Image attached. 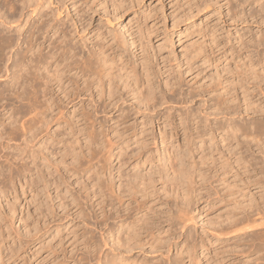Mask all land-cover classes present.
Instances as JSON below:
<instances>
[{
    "label": "rangeland",
    "instance_id": "374dc122",
    "mask_svg": "<svg viewBox=\"0 0 264 264\" xmlns=\"http://www.w3.org/2000/svg\"><path fill=\"white\" fill-rule=\"evenodd\" d=\"M17 1L14 0L15 7H16L15 12L13 13L14 18L12 14L10 13L12 12V10L7 11V9H5V6L3 7V5H0L1 15L4 14L3 16H6V17L9 16L8 18H13V19L16 18L15 20L18 22V23H15L16 21L13 22L16 25L12 24L11 27L9 28V31L8 29H6L7 27L6 25L0 24V29L3 31L5 30L4 33L7 31L8 33L13 34V38H14L13 48H11L10 50L6 49L5 52H7V54L5 52L4 54H6L7 56H10L11 53H14V51L16 53L18 49L20 50L21 48L22 50L24 48L23 46H25V43L22 42L23 38H25V36L28 35L27 33H29L33 25L35 24L37 25L38 22L40 23V19H41L40 15L45 14L43 18H45L46 22L43 25L44 29L42 27V30H41L42 33L44 30V34L42 33L41 35L39 34V40H40L39 42L43 43L44 44L43 46L47 45L48 43L47 40L51 41L53 39L52 34L54 30L57 29L58 34H61V36H64L63 43H67L68 45L74 47L76 52L82 57L83 55L86 56L88 51L93 47V44H98L101 40L106 39V38L109 40V42H112L113 46L116 48L118 52L122 53L123 58L127 61L129 65L133 64L132 60L135 61L138 59L137 61L140 62L139 59L142 58L143 54H144L143 57L149 56L150 58L148 57V62L151 61L149 64H151L150 69L153 75L152 79L154 80L155 84L157 83L156 84V86L158 85L157 90L160 91V93H158L157 91V95H156L157 100L159 102L161 100V102L163 103H159V102L156 103V105L153 107L152 110L149 109L150 111L148 109L144 110L143 108H139L137 104L134 103L132 98H130L129 96L128 98L127 96L124 95L117 102L116 106L112 108L110 113L107 114L106 112L99 111V113L96 116V118H98L97 121H100L102 125L104 126V128L107 129L110 125H113L115 123V119H116L115 116L118 114V112H120L125 117L124 119L125 123L123 124V126L125 125L127 127L126 129L127 133L130 134L132 130L133 131L136 130L137 132L136 139L131 138L127 143L122 144V146L128 145L130 149L127 147L128 148L127 152L131 151L130 152L131 154L138 153L139 152L138 147L142 149L144 147L147 148L148 146L147 149H149V151L152 150L153 152H155L154 153L155 157L156 155L158 157V158L156 157L157 161H156V158L154 159L155 165H157L154 167L152 165L142 164L141 160L137 161L138 166L135 165L136 164L135 162H133L135 164H132V162L129 161L128 164H125V165L122 164V167H121V164L118 161L119 160L118 158H121L118 153L119 148H116L114 150L115 153L118 151L117 152L118 154L116 153V156H119V157H115L116 159L115 158L112 159V163L110 164V160L108 158V152H109L108 151L109 149L108 139L109 140L111 139L109 138L110 135L108 134H105L106 136L108 135L107 136L108 138H106L104 134L100 136L101 138L103 137L102 140L105 139V141L104 140L102 141L100 137L98 138V142L95 144L96 145L98 143H101V144H98L96 146L97 148L94 146L95 144L93 145L94 149L96 148L95 150H98V147L99 149H101V151L100 150L98 151L99 153L97 151L93 153L97 157H93L94 155L92 156L91 153L89 154L90 151L87 154V151H88L87 147H90V146L89 145L86 146V143L89 144L88 143L89 138H88V134L86 133L88 131H85V130L86 129L90 130L91 126H93V104H92L93 102L91 101L93 99L89 98V96L84 95L83 97L81 95L77 99H74V101L69 102V103H67L68 100L66 102L62 100L64 102L56 103L59 106L58 108H57V105L54 106V109H53L54 113H52L53 111H49V110L45 112L42 116L43 117L45 116V119L47 122H45L44 121L45 119H44L43 121H41L42 124L38 123V125L37 124L34 125L36 128H38L36 132H39V135L41 138L38 135L36 141L33 140V144H34V148L36 145L35 149L37 150L41 151L42 149H46V151L42 150V153H44L43 155L46 154L47 156L45 155L44 160L42 158L38 159V167L41 168L44 173L45 172L47 173V176L49 179L45 178L46 177V173H45L44 180L46 181H43V179H41L42 180L41 181L37 177V173L35 174V171H36L35 169V171L32 170L33 172L31 175H33V177H30L31 175H28L29 177H27V179H29L28 181L31 180L30 181L31 183L33 181H36V182L38 181L37 183L39 184L30 183L31 185H29V182H28V184L21 185L18 179L15 180V179H10L8 177L10 173L9 171L7 172L6 169H8L7 167L11 166V165H8L10 161L8 163L4 161L0 162L4 166L3 169L5 173L6 172L7 174L9 173L7 175L3 173L4 171H2V173L4 174L3 175L4 178L1 177L3 179H0L1 181L3 180V182L6 180L4 182V185L5 187H7L5 188L3 185V182L2 183L0 182L1 183L0 186L1 187L3 186V190L5 189L3 192H0V264H97V262L95 261L97 260L98 256L101 257L102 252L103 251L105 252V249L108 248L107 247L108 245L106 246L104 242L106 238V236H104V233L106 234L107 232L106 227L108 225L106 224L110 223V221L105 220L106 217L104 214H102L103 211L101 212V209H99L100 206L99 205L96 206L98 202L102 201L103 205L105 203L106 193L104 192L105 193L104 194L103 193L104 190L102 188L101 190L100 187L103 186V188L106 191L107 190L106 184L108 185L111 178H113L115 188H116V186H118L122 180L120 179L122 177H119L120 171L122 174H124L123 172H126L125 174L127 175L128 173L129 175L130 174L133 175L135 174L134 172H136L138 174H135V175L137 176L139 175L145 178L149 176V175L147 176L148 173L146 174L145 170L147 171L149 170L148 172H150L151 174L155 173L153 176L157 177V173H156L157 171H154V169L159 170L161 168H164L163 166L166 165L168 169L167 170L168 174L172 175L174 173V166L176 170V164L177 163L179 164L178 157L184 152V150H187L189 147L191 149V154H192V158L194 159V162L196 160V165L194 163L192 165L194 167V168L192 167L194 169V172L196 171L193 174V177L197 176L198 175L197 173L201 175L200 172L204 171L202 172V174H204L206 171L209 170V172L207 173L208 178L206 177L207 176L206 174H205L206 176L198 175L199 177L198 176L195 177L196 178L195 181L199 178L196 181L197 183L196 194H200V193L204 194L205 192L210 193L211 192L210 187H211V190H214L215 188H217L215 190L217 191L219 190L220 186L218 185L219 183L218 179H219V171H220L219 170L220 160L218 157L219 153H217V151L220 145V139H219L220 134L216 128L219 123V120L221 119V116L218 114L217 101L219 103V100L221 99L220 94L225 89H228L230 94L233 95V90H234V85H235V70H236L235 64H237L236 61H238L237 58H238L239 53L241 52V49L242 48L250 49L249 45H250L251 39L255 37L256 35H260L262 33L264 34V20H263L264 18L259 20L258 17H253L254 11L258 9L259 4L264 5L263 0H229L227 1L228 3L225 0H99V1L98 0H84L86 2V5L84 4L83 0L82 1L81 0H72V1L64 0V3H63V0H44V2L43 0H41V2L39 0L38 3L35 0L34 3H37L35 5H37L38 7L36 6L37 7L35 9L36 11L34 12L31 11V14H30V10L33 7H35L33 5L34 4L33 0L28 2V4H30V2L33 3L32 7L30 4V6H26L25 9L24 7L20 8L22 2L19 0ZM118 2L119 3L121 2L120 8H118L117 6ZM73 3H75L76 6L75 5L72 6ZM99 3L101 5H98ZM0 4H2L1 0H0ZM39 4L41 5V8L39 7L40 6ZM62 4H65L66 6ZM115 8L117 9L116 15L113 14V9L115 10ZM240 12H241V15H244V16H241V15L240 17L237 16ZM28 15L29 16L31 15V16L29 17ZM17 18L18 19L20 18V19L17 20ZM0 22H1V19H0ZM19 24H21V26ZM1 26L3 27L1 28ZM17 27L18 29L20 28V30H18L19 33L17 32V29H16ZM13 28H15L16 31ZM149 28L151 29L152 32L150 31ZM128 34H131V36L134 35L133 37L135 40L138 38L136 40L137 41L136 43L141 41L140 43L144 45L147 44L146 49H145L147 51L144 50L142 54L138 46L137 48L134 46H130L128 39H130L131 36H129ZM139 34H140V39H139ZM16 36L18 37L16 38ZM18 38H19L18 41L20 42L22 47L18 46L20 45L19 42L17 41ZM124 39L126 40V42ZM147 40H149L150 42ZM15 47L18 49H16ZM132 51H134V55H136V57L134 56L135 59L132 57L133 56V54L131 53ZM138 54L140 56H138ZM7 56L5 57L7 58ZM9 60L10 61L8 60L6 61L3 59L4 62L1 61L3 62L2 63L3 65L0 62L1 64L0 70L1 69L3 70V71L1 70L0 72H2L1 75H4L2 77L0 75V86H1L0 88H3V85L4 86L7 85L6 81L8 80L9 76H7L8 72L3 73L5 71L3 68H5L7 64L9 66L11 59ZM5 61L8 63H5ZM166 77L168 78V82L172 84L171 87H167V88L164 87L163 82ZM161 92H164L162 93L163 95L161 94ZM160 95H162L161 99H160ZM80 99H82L83 101L82 103L79 101ZM89 101H91L92 103ZM73 107L74 108L76 107L75 108L76 111L77 110L82 111V110H85V108H88L87 110H89L92 113L91 115L89 114L91 116L90 119L89 118L85 120L82 119L81 121L76 120L75 117L72 116V113H69L70 111L72 112ZM121 108L123 110H120ZM4 112L5 111L0 108V114ZM50 112L52 114H50ZM58 112H59L58 115H59L60 121L57 118L58 115H56ZM49 114L51 116V119H49L50 118V116H48ZM54 115L57 116L55 117L58 119L59 123L56 118H55L56 120L53 119ZM69 115L71 119L68 117ZM179 115H184V117L187 118L184 123V126L185 128H187L186 129L187 131L193 129L194 127H198V130H199L198 131L199 134H196L197 136L195 135V133L193 134L194 136L191 134L192 138L188 134V136L192 139L191 140L192 143H189L192 146L189 145L187 148L186 146L188 145L187 144L188 140L185 137V135H182L183 131H182V125L180 126ZM6 116L9 117V112L7 115L5 114V116L0 117V119H2L0 120V122L3 121L4 122L3 124H5L6 126L7 125L12 126V124L8 123L9 120H6V119H11V118H8ZM28 116L29 117L33 116L34 118L36 117L34 115H28ZM64 117L68 118L69 120L68 119L63 120ZM87 120H89L88 123L91 122L92 125L91 123H89L90 125L87 124ZM149 120L151 121L150 123H148ZM68 121L70 124L68 123ZM71 122L72 123L74 122V123L72 124ZM43 123L46 124L47 126L45 127ZM143 123L145 126H143ZM158 124L160 128L165 125V130L168 133L171 131L169 134L175 133V134H172V138L170 137L169 139H167L168 146L165 144L161 145L160 143V138L158 137V134H157ZM39 125H41V127ZM69 125L70 126L74 125L73 127L75 128V130L73 127L71 128ZM42 126L44 129L46 128L47 132H45L44 129H43L44 132L41 131L42 129L40 128H42ZM140 126L142 127V131L146 129V133L145 134L143 133L144 135L140 134L141 132ZM2 127L3 126H1L0 129ZM68 127L71 128V133ZM76 127H78L80 130ZM81 127L83 129L84 128L86 129L81 130ZM176 129H177V136H176ZM79 131H81V133ZM76 132H78L77 135H76ZM150 132H152L153 135L157 136L156 145H157V148L159 147V151L157 150V153H156L154 144H152V142L150 141V138L152 135ZM45 133H47V135ZM210 134H214V135L212 136ZM218 134H219V137H218ZM43 135H45L46 137L45 136L43 137ZM207 136L209 137L210 140L208 139ZM184 137L186 138L187 142L185 141ZM211 137L212 138L215 137L214 141ZM65 138L67 140H64ZM139 138H141L140 139L141 141L140 140L137 141V139ZM74 139L76 141L79 139V141L77 142L75 141L76 142L75 143ZM1 140L2 142L4 141V139H1ZM69 140H71L72 142ZM68 141L70 142L71 146L69 145ZM142 141H145L144 143L146 144L148 142L149 145L147 144V146L145 145L140 146L139 142H141V145L144 144ZM177 141L179 143L178 145L181 144L183 146H178L176 143ZM66 142H68V145H66L67 144ZM102 142H105V143H102ZM193 142L195 145L193 144ZM199 144L201 145L203 149L202 148L199 149V146H200ZM203 144H206V145H203ZM37 145L39 146L41 145L40 146L41 148H39V146ZM42 145H43V148H42ZM171 145L173 146L171 147ZM208 145H209V148H208ZM193 146L195 147L193 148ZM132 147H135L134 150L136 151L134 153H132L133 152ZM66 149L67 151H65ZM160 149L161 151L162 150L163 151L161 152ZM195 149L196 150L199 149V150L196 151ZM6 150L9 152L12 151L10 149H6ZM68 150L70 153H68ZM204 150H205V153H204ZM64 151L67 153L65 154L66 156L64 155L65 153ZM210 151H212L211 152L212 154L210 153ZM3 152H0V157H3L1 155H4V154L6 155V153H9V152H6L5 150H3ZM179 152L180 154H178ZM13 153L16 155L17 151L13 150ZM75 153L81 156L79 155L75 156ZM165 153H167V155ZM201 153L202 154L204 153V155L202 156ZM62 154L64 155L63 158H62ZM210 154L216 159L213 157L212 158L214 160L210 159L211 157ZM84 155H85L84 158L86 159V162L89 161V159L92 160V162L89 161L86 163L84 161L85 159L83 158ZM90 155L94 159H91L92 157ZM170 155L171 156L173 155V156L171 157ZM207 155H210V157ZM72 156H74V158ZM164 156L165 157L167 156L166 157L167 159L164 158ZM205 156L207 157L208 161L207 159L206 160L203 159L205 158ZM87 157H89V159ZM176 157L177 159H174ZM46 158L49 159L50 163L48 159L46 160ZM80 158L83 161H81ZM96 158L100 160V161L97 160L98 163L95 160ZM142 158H144V156ZM196 158L198 159L199 162L197 161ZM3 159L4 158H1L0 161H2ZM74 159L76 160L74 161ZM172 159H173V164H174L172 168L173 170L170 167L168 168V165H170L169 162H171ZM61 160H65L66 162L65 161L62 162ZM200 160L202 161L204 160L203 162L207 166H205L203 162ZM45 161H47L48 163H46ZM212 161L215 163V165ZM51 162L55 168L56 167L58 168L55 169L51 165ZM82 162L86 164H83ZM90 162L91 164H88ZM93 162L97 163L95 164L97 167L95 165L94 166L96 167V169L99 168L98 170L100 172L97 170L99 174L97 172L96 173L91 172L93 171L92 169H95V167L93 168L92 166ZM99 162L101 163L102 165L101 169L103 168V170L100 169ZM164 162L166 164H163ZM81 163H82V166H80ZM161 163H162V167H160ZM210 163H213V166L210 167V165H212ZM85 165L87 167H83ZM107 165H109L111 168L110 167L108 168ZM197 165L198 166L200 165L199 168ZM12 166L14 165L12 164ZM75 166L79 167V168L77 167L76 169L78 171H75L74 169H72ZM89 166H92V169L90 171L88 170L89 171V174H88V171L86 173L84 169L88 168ZM158 166L160 167L159 169H158ZM43 167L46 168L47 170L44 169ZM116 167L119 169V171H117L118 169L116 170ZM177 167L179 166L177 165ZM80 169L82 170L80 171ZM55 171H57V173ZM95 171L96 170H94V172ZM116 171L119 173H117ZM215 171L216 173H214ZM77 172L78 173L81 172V173L78 174ZM141 173H143L144 175ZM209 173L214 174V176L211 178V175ZM96 174L100 175L99 178L97 177L98 175L96 176ZM117 174H118V177H116ZM5 175L7 176L8 179H5L6 178ZM108 175L109 176L112 175V176L108 177ZM10 177H11V174H10ZM203 177H205L206 179H204ZM53 178H55L57 182ZM124 178L128 179L126 176H124ZM200 178H201V181H200ZM23 179L24 178H21V182H24ZM203 179H204V182H203ZM95 181L100 183L99 184L100 187L98 186V184H96ZM118 181L119 183L117 185L116 182ZM13 182L14 183L17 182L18 184L16 183L14 185L12 184ZM47 182H49L50 185ZM211 182H212V186L210 185ZM101 183L103 185H101ZM44 184H47L48 186L46 185L47 186L46 187ZM8 185L9 187L11 185V187L9 188ZM54 185H56L57 187H55ZM43 187H44V190L42 191ZM23 188L24 190H22ZM39 189L41 190L39 191ZM46 189L48 192L46 191ZM202 190H204L205 192ZM99 192H102V193L100 194ZM91 193H93L94 197H92L93 195ZM95 193L97 194V196ZM98 193L102 196H100ZM211 193H213V191ZM164 197L166 199V196H163L162 194L161 198L157 200L158 202L154 201L156 208L158 207L166 208V206H169L171 203H172L171 205H173L176 208L175 204L176 202L178 204V201L171 199V198L170 199L167 198L168 200L166 199L167 200L166 201ZM84 198H87V199H84ZM217 201L216 200L214 201V205H213L214 207L208 211L209 213L207 215V217L211 215L212 217L211 220H214V221L217 220V216L220 214V211H221L219 210V208L221 209V205L219 201H218L219 204H217ZM201 202L202 201H199V205H198L199 208L203 205V203ZM90 203L92 206L90 205ZM173 206H171V210H170L171 212L172 210L173 212L175 211V208H173ZM50 208H51V211L49 210ZM216 210H218L219 214L217 213ZM83 214L85 217L83 216ZM194 214L198 215L197 211L194 212ZM95 217L99 219H95ZM97 221H99L100 223ZM196 221L197 222H196L195 228H196V231L198 230L197 232L199 233L202 230V228L203 229L205 228V221H203L202 219L200 220V218H196ZM104 222L106 223L104 224ZM185 222L186 224L185 223L184 224L186 226L183 227L184 229L183 228L181 229V226H180L181 224L179 225L180 227L178 228L177 227L178 224L176 223L177 226L175 225V227L177 228H173L171 231L168 232L170 237L172 236L176 237L175 239L177 243L176 247H178V251H183V252L186 251V247H185L186 244L184 243L185 239H183L185 238L184 237L185 235H181V233H185L190 228L188 227L187 229V225L189 226L190 224L187 223V221ZM163 226H164L163 227L164 230H166L167 224H163ZM102 237L104 239H102ZM85 239H87L88 241L90 240V241L87 242V240ZM83 241H85L86 243ZM181 243L183 246L181 245ZM98 244L100 245V248ZM103 245L105 246L103 247ZM85 246L88 248H86ZM212 246L215 247L216 245H212ZM101 247L103 249H101ZM222 247L223 246L221 244L217 245L216 247L218 249L216 251L218 252L220 251L219 254H221V251L224 249ZM83 248L85 249V251ZM94 248H96L97 250L99 248L100 250L97 251ZM175 251H176L175 249L170 250L169 255L173 257L175 254ZM90 253H92L91 254L92 256L94 255L93 258L90 255ZM186 255H187L186 253H183L182 255L184 256L185 264L187 262ZM212 255H214V252L212 253ZM133 256L136 257L138 261L139 259L140 260L150 259L152 257L151 254L147 252H138V251L136 252V255L134 253ZM182 256L178 255L176 256V258H179ZM216 257L217 256L212 258V260L213 259L216 260L217 259ZM238 257L241 259L240 262H242L243 260H246L244 259L243 256H241V254L238 255ZM205 264H210V263L207 262Z\"/></svg>",
    "mask_w": 264,
    "mask_h": 264
},
{
    "label": "bare ground",
    "instance_id": "6f19581e",
    "mask_svg": "<svg viewBox=\"0 0 264 264\" xmlns=\"http://www.w3.org/2000/svg\"><path fill=\"white\" fill-rule=\"evenodd\" d=\"M1 1H2V4H0V5H3V7L5 6V9H7V11L12 10V12H10V13L13 16V13L15 12V9H16L14 0H1ZM19 1L22 2L20 8L24 7V9H25V7L30 6V4L32 7V4L34 3L35 0H33V3L30 2V4H28V2L31 0H19ZM36 1H37V3L39 2V0H36ZM225 1L227 2L229 0H225ZM40 2H41V0H40ZM43 2H44V0H43ZM37 3L33 4L35 7H33L30 10V14H31V11L32 12L36 11L35 9L38 6L35 4H37ZM63 3H64V0H63ZM120 3L119 2H118V4L116 3L118 8L121 7ZM84 4L86 5L85 1H84ZM62 5H65V4H62ZM74 5H75V3L72 4V6H74ZM98 5H101V4L99 3ZM39 7L41 8V5ZM115 10H116V12H115ZM115 10L113 9L114 15H116V13H117L116 8H115ZM21 11H22V9H21ZM3 15L4 14H2V15L0 14V19H1L0 24L6 25L7 26L6 29H8V31H9V28L11 27V25L12 24L14 25L15 23H18V22L15 20L16 18L13 19L14 16H13V18H8L9 16L6 17ZM240 15H241V12L237 16L240 17ZM44 16H45V14L40 15V18H41V19L39 18L40 23L37 21L39 24L37 23V25L36 24L33 25L32 29L30 31L28 30L29 31V33H27L28 35L25 36V38H23V41H22L25 43V46H23L24 48L22 50L20 48V50H19L18 48L15 47L16 49H18V51L16 53L14 51L15 54L11 53L10 56L6 55L7 52H5V50L6 49L10 50L11 48H13V45H14L13 34L8 33L7 31L4 33L5 30L3 31L0 29V62L3 61V59L6 61L7 60L10 61L9 59H11L9 66L7 64V66H5V68H3L5 70L3 73L8 72L7 76H9V78L7 77L8 80L6 81L7 85L6 86L3 85V88H0V108L5 111L4 113L0 114V117L5 116V114L7 115L9 112V117L8 116H6V117L11 118V119H6V120H9L8 123L12 124V126L7 125L8 126L7 127L5 124H3L4 123L3 121L0 122V127L3 126L0 129V140L4 139V141H5V142L4 141L2 142V140H1L2 143L0 142V150H1L0 152H3V150H5L6 152H9L6 149L12 150L9 153L5 152L6 155L4 154V155H1L3 157H0V159L4 158L0 162L4 161V162L8 163L10 161V163L8 165H11V166H12V164L14 165V166H12V168H11V166L7 167L9 169V170L6 169L7 172L9 171V173L11 174V177H10V174L8 173L9 174L8 177L10 179H15V180L18 179V181L21 185L28 184V182H29V185H31V184L37 183L38 181L37 182L33 181L31 183L30 182L31 180L28 181L29 179H27V177H29L28 175L32 174V172H33L32 170L35 171V169H36L35 174L37 173V177L40 180L43 179V181H46L44 179L48 178L47 173L45 172L46 177L44 178L45 173L42 171L41 168L38 167V159L39 158H42L43 160L45 159L46 154L43 155L44 153H42V150L46 151V149H42L41 151L37 150V149H35L36 145L34 148L33 140L36 141V139L39 135V132H36L38 130V128H36L34 125L35 124L38 125V123L40 124L41 121H43L45 119V116L44 117L42 116L45 112H47L48 110L53 111L55 105H57V108H58L59 106L56 103H59V102L62 103L64 101L66 102L67 100H68L67 103H69V102L74 101V99H77L81 95L83 97H84V95L89 96V98L93 99V100H91L93 103L91 101H89L93 104V126H91L90 130H87L86 128L83 129L81 127V130L86 129L85 131H88L86 133L88 134V138H89L88 143L89 144L86 143V146L89 145L90 147H87L88 148L87 154L90 151L89 154L91 153V155L93 156L94 152H96V151L98 152L99 150L101 151V149H99V147H98V150H95L97 148L96 146L98 144H101V143H98L97 145L95 143L98 142V138L101 135L104 134V136L106 138H108L107 136L110 135L109 138L111 140L108 139V141H109V143H108V146H109L108 158L110 160V164L112 163V159L120 156L121 158H118L119 159L118 161L120 162L121 167H122V164H124V165L128 164L129 161L132 162V164L136 163L135 165L138 166L137 161H140V160L142 161V164L152 165L153 167L157 166V165H155V162H154L155 161L154 159L157 157V155L155 157V154H154L155 152H153L152 150L149 151V149H147L148 148V146H147L148 142H147V144L144 143L146 140L142 141L144 143L142 145H141V142H139V143H140V146L145 145V146H147V148L144 147V148L140 149L138 147L139 152L137 151L138 153H135V154H131L130 150H129L130 152H127L128 148H129L128 145L122 146V144L127 143L131 138L136 139L137 138V134H136L137 132H136V130H134V131L132 130V132L130 134L127 133V130H126L127 127L125 125L123 126V124L125 123V120H124L125 117L120 112H118V114L115 116V118H116L115 123L113 125H110L107 129L104 128L102 123L100 121H97L98 118H96L99 111L106 112L107 114L110 113L112 108H114L116 106L117 102L124 95L132 98L134 103H136L139 108H143L144 110H147V109L152 110L153 107L156 105V103L159 102L157 100V96H156L157 91H158L157 90L158 85L156 86L157 83L155 84L154 80L152 79L153 75H152V72L150 69L151 64H149L151 61L149 60L150 62H148L149 56L143 57L144 56L143 51L146 49L147 44L144 45V44L140 43L141 41L136 43L137 42L136 40L138 38L136 37L137 39L135 40L133 37L134 35L131 36V34H128L129 36H131V38L128 39L129 45L134 46L136 48L138 46V48L141 50V52L143 54V55L141 54L142 58L139 59L140 62L137 61L138 59L135 61L132 60L133 64H131V65H129L127 63V61L123 58L122 53L118 52L116 50V48L113 46L112 42H109V40L107 38L101 40L98 44H93V47L88 51L86 56L83 55V57H82L76 52L74 47L68 45L67 43H63L64 42V40H63L64 36H61V34H58L57 29L54 30V32L52 34L53 37L50 36L53 39L51 41L47 40L48 43L46 46H43L44 44L39 42L40 41L39 40V34L41 35L42 27H43L44 23L46 22L45 18H43ZM241 16H244V15H241ZM253 17H258L259 20L264 18V5L259 4L258 9H256L254 11ZM19 19L17 18V20H19ZM13 22H15V23H13ZM25 24H26V22H25ZM19 25L21 26V24H19ZM2 27L3 26H1V28ZM13 29L15 31L17 29V32L19 33L18 30H20V28L18 29V27H17L16 29L15 28H13ZM43 29H44V27H43ZM139 30H138V32H139ZM150 31H151V29H150ZM42 34H44V30H43ZM17 37L18 36H16V38ZM49 39H51V38H49ZM139 39H140V34H139ZM18 40H19V38L17 39V41ZM147 41H149V40H147ZM125 42H126V40H125ZM19 44H20V42H19ZM18 46H21V44ZM249 47H250V49H248V48L243 49L242 48L241 52L239 51L240 53H239L238 58H237L238 61H236L237 64H235L236 70H235V85H234L233 95L230 94L228 89H225L220 94L221 99L219 100V103L217 101L218 114L221 116V119L219 120V123H218L217 128H216L220 134V137L218 134V137L220 139V145H219V149L217 151V153H219L218 157L220 160L219 179L217 178L219 180V183H218V185L220 186L219 190L218 191L215 190V189H217L215 187H214L215 188L214 190H211V187H210V191L211 192L213 191V193L210 192L211 193L210 194L209 192H205L204 190H202L205 192V193L202 192L204 194H201V193L196 194V190H197L196 181L199 178L195 181V179H196L195 177H197L198 175L203 176L206 174L207 176L206 175L205 176L208 178L207 173L209 172V170L206 171L204 169L206 171L204 174H202V172H204V171H202V172H200L201 175L199 173H197L198 175L193 177V174L196 171L194 172V169H193L194 167L192 165H193V163L196 165V160L194 162V159L192 158L190 147L187 150H184L183 153L181 152L182 154L179 157L177 156L179 158L178 159L179 164L178 163L176 164V170H175V166L173 164V159L171 160V162L168 161L170 159L167 160L170 163V165H168V168L170 167L172 169L174 166V173L172 175L170 174L171 176L168 174V171H167L168 169H167L166 165L163 166L164 168L159 169L160 167H162V163H161L160 167L158 166L159 170L154 169V171H157L156 172L157 177L153 176L155 173L151 174L150 172H148L149 170L148 171L145 170V173L146 174L148 173L147 176L149 175L148 177H145V178H143L139 175L138 176L135 175V174H138L136 172H134L135 174H133V175L132 174L129 175V173H128V175H129L128 176L127 174H125L126 172L122 171L124 174H122L121 171H120V173L117 172V171H119V169L116 167V170L118 169L116 172L120 174L119 177H122V178H120V179H122L120 183H119L120 180L118 182H116L117 185L119 183V185L116 186V188H115L113 178H111L108 185L106 184V186H107L106 191L107 192L105 191L103 186H101V187L99 186L100 183L95 181L96 184H98V186L100 187V189L102 188L104 190L103 193L104 192L106 193V194L104 193L105 194V203L103 202L104 205L102 204V201H101V202H98L96 206L99 205L100 206L99 209H101V212L102 211L104 212V213L102 212V214L105 215V217H106L105 220L110 221L109 224H106V225H108L106 227L107 232H106V234L104 233V236H106V238H105V241L103 240L105 242L106 246L108 245L107 246L108 248L105 249V252L104 251L102 252L101 257L98 256L97 260L94 258L96 260L95 262H97V264H185L184 256H182L183 253L187 254L186 255V257H187L186 264H200V263L205 264L207 262H209L210 264H213V262H214V264H264V34L262 33L260 35H256L255 37H253L251 39ZM145 51H147V50H145ZM4 52L6 54H4ZM131 53L133 54V56H132L133 58H134V56L136 57V55H134V51H132ZM5 56H7V58ZM138 56H140V55L138 54ZM190 58H191V56H190ZM187 59H189V58H187ZM6 61H5V63H8ZM3 62H1V64ZM1 73L2 72H0V75H1ZM2 76H4V75H1V77ZM163 83H164L165 88L172 86V84L168 82L167 77L165 78ZM158 93H160V91H158ZM162 93H164V92H161V94ZM162 95H160V99H161ZM62 100H64V101H62ZM79 101L81 103L83 102L82 99H80ZM159 103H163V102H161V100H160ZM75 108L73 107V110L71 109L72 112L70 111L69 113H72V116L75 117L76 120L81 121L82 119L83 120H85L87 118L90 119V117H91L90 115L92 113L89 110H87L88 108H85V110H82V111H78V110L76 111ZM91 109H92V107H91ZM120 110H123V109L121 108ZM52 113H54V111ZM52 113L50 112V114H52ZM50 114L48 116H50ZM58 114H59V112L56 115H58ZM28 115H34L36 117L35 118L33 116L29 117ZM56 115H54L53 116L54 118L53 117L52 118L54 120H56L58 118L60 121L59 115H58V117ZM70 115L68 117L71 119ZM65 118L66 117H64L63 120L68 119V118H66V119ZM49 119H51V116ZM58 119H57V121H58ZM179 119H180L179 120L180 126L182 125V131H183L182 135H185V137L188 140V142H187L186 138L184 137L185 141L188 144V145L186 144L187 145L186 148H187L190 145L189 143H192L191 134L192 135L194 133H195V135L199 134V132H198L199 130H198V127H194L193 129L187 131L186 130L187 128H185V126H184V123H185L187 118L184 117V115H179ZM0 120H2V119H0ZM44 121L47 122L46 119ZM59 121H58V123H59ZM88 121L89 120H87V124L91 123V122L88 123ZM83 122H85V121H83ZM150 122L151 121L149 120L148 123H150ZM64 123H65V121H64ZM68 123H69V121H68ZM43 125L45 127L47 126L44 123H43ZM91 125H92V123H91ZM39 126L41 127V125H39ZM73 126L71 125L70 127L72 128ZM141 126H140V128H141L140 134L142 135L143 133L144 134L146 133V129L142 131ZM143 126H145L144 123H143ZM149 126H150V124H149ZM92 127H93V129H92ZM162 127L160 128L159 124H158V133L157 134H158V137L160 138L161 145L162 144L167 145V139H169L170 137L172 138V134H175V133L169 134L171 131L168 133L165 130V125ZM71 128H69L70 133H71ZM76 128H78V127H76ZM40 129H42L41 131H43V129H44L43 126ZM44 130H45V132H47L46 128ZM74 130H75V128H74ZM150 130H151V128H150ZM105 131H107V132H105ZM174 131H175V129H174ZM79 132L81 133V131H79ZM200 132H201V130H200ZM150 133L152 134V132H150ZM45 134L47 135V133H45ZM77 134H78V132H76V135ZM105 134H108V135L106 136ZM188 134L191 138L188 136ZM210 135L213 136L214 134H210ZM44 136L45 135H43V137ZM176 136H177V129H176ZM39 137H40V135H39ZM156 137L157 136L152 134L150 141L152 142V144H154L155 150L157 153V150L159 151V147L157 148V145H156L157 144ZM66 138L64 140H67ZM102 138H101V140H102ZM140 139L141 138L137 139V141H139ZM208 139H209V137H208ZM212 139L214 141L215 137ZM64 140H63V142H64ZM103 140L105 141V139H103ZM142 140H144V139H142ZM69 141H71V140H69ZM75 141L76 140L74 139V142ZM77 141H79V139ZM68 142H66L67 144L66 143L65 144L68 145ZM99 142H100V140H99ZM102 143H105V142H102ZM139 143H137V144H139ZM176 143H177V145L179 144L178 141ZM43 144H45V143H43ZM134 144H136V143H134ZM193 144H194V142H193ZM69 145H70V142H69ZM93 145L96 147L95 149H94ZM203 145H206V144H203ZM37 146H39V145H37ZM40 146H39V148H41ZM172 146L173 145H171V147ZM178 146H183V145L180 144ZM190 146H192V145H190ZM65 147H67V146H65ZM135 147H132V149H133L132 153H134L136 151V150H134ZM194 147L195 146H193V148ZM42 148H43V145H42ZM68 148H70V147H68ZM116 148H119V152L117 151L119 153V156H116L117 152L115 153V151H114ZM200 148H202L201 145L199 146V149ZM208 148H209V145H208ZM67 149L65 151H67ZM199 149H197V150H199ZM13 150L17 151L16 155L13 153ZM73 151H75V150H73ZM160 151H161V149H160ZM76 152H78V151H76ZM202 152H203V150H202ZM211 152L212 151H210V153ZM68 153H70L69 150H68ZM204 153H205V150H204ZM204 153L203 154L201 153L202 156L204 155ZM65 154H67V153L65 152L64 155ZM165 154L167 155V153H165ZM178 154H180V152ZM13 155H15V156H13ZM64 155L62 154V158ZM78 155L79 154L75 153V156H78ZM163 155H164V153H163ZM174 155H176V154H174ZM210 155H207V156L210 157ZM79 156H81V155H79ZM143 156H144V158H142ZM72 157L74 158V156H72ZM84 157H85V155L83 156V158ZM89 157H87V158L89 159ZM93 157H97V156L94 155ZM93 157L91 159H94ZM166 157L164 156V158H166ZM177 157L174 159H177ZM212 157L213 156L211 155L210 159L215 158V157H213V158ZM157 158H156V161H157ZM47 159L48 158H46V160ZM82 159H81V161H83ZM203 159L206 160L207 157L205 156V158H203ZM75 160L76 159H74V161ZM95 160L97 162L98 159L96 158ZM48 161H49V159H48ZM61 161L63 162L65 160H61ZM84 161L86 162V159ZM89 161L92 162V160H90V159H89ZM89 161H87V162H89ZM98 161H100V160H98ZM160 161H161V159H160ZM197 161H198V159H197ZM200 161H202V160H200ZM207 161H208V159H207ZM45 162L48 163L47 161H45ZM91 162L88 164H91ZM96 162L95 163L93 162V165H92L93 168L96 166L95 164L98 163V162L97 163ZM133 162H135V163H133ZM49 163H50V161H49ZM82 163L80 166H82ZM86 163H83V164H86ZM201 163H199V164H201ZM213 163H210L212 165L209 164L210 167L213 166ZM77 164H79V163H77ZM88 164H87V166H88ZM163 164H166V163L164 162ZM203 164H204V162H203ZM206 164H207V162H206ZM51 165H52V162H51ZM177 165L179 167H177ZM214 165H215V163H214ZM49 166H50V164H49ZM73 166H74V164H73ZM87 166L85 165L83 167H87ZM92 166H89L88 168L84 169V171H86V173H87L88 170L90 171L92 169ZM199 166H198V168H199ZM205 166H207V165H205ZM205 166H204V168H205ZM3 167H4L3 164L0 163V175H1L0 179L4 178L3 173H5V171H4ZM77 167L75 166L72 169H74L75 171H78V170H76ZM96 167H95V169H92L93 170V171H91L92 173L97 172V170L99 168L96 169ZM101 167H102V165L100 163V169H101ZM107 167L109 168L110 166L107 165ZM118 167H120V166H118ZM57 168L58 167H56L55 169H57ZM214 168H215V166H214ZM216 168H217V166H216ZM44 169H46V168H44ZM151 169H153V168H151ZM81 170L82 169H80V171ZM94 170H96V171L94 172ZM101 170H103V168ZM195 170H196V168H195ZM2 171H4V172L2 173ZM51 171H52V169H51ZM57 171H55V172L57 173ZM89 171H88V174H89ZM109 171H110V169H109ZM112 171H113V169H112ZM112 171H111V173H112ZM7 172L5 174H7ZM132 172H130V173H132ZM48 173H50V172H48ZM52 173H54V172H52ZM80 173L81 172H79L78 174H80ZM143 173H141V174H143ZM214 173H216V171ZM98 174H96V176ZM49 175H51V174H49ZM210 175H211V178L214 176V174H210ZM99 176L100 175H98L97 177L99 178ZM111 176L112 175H110V176L108 175V177H111ZM124 176H126L128 179H125ZM1 177H3V178H1ZM5 177H6L5 179H8L6 175H5ZM30 177H33V175H31ZM116 177H118V174ZM21 178H24L23 179L24 182H21ZM203 178L206 179L205 177H203ZM10 179H9V181H10ZM53 179L55 180V178H53ZM204 179H203V182H204ZM55 181L57 182V180H55ZM55 181H53V182H55ZM200 181H201V178H200ZM0 182L2 183L3 180L2 181L0 180ZM4 182H3V185H4ZM11 182H12V180H11ZM205 182H206V180H205ZM207 182H209V181H207ZM1 183H0V185H1ZM16 183L13 182L12 184L15 185ZM47 183H49V182H47ZM8 184H9V182H8ZM37 184H39V183H37ZM198 184H199V182H198ZM216 184H217V182H216ZM44 185L46 186L47 184H44ZM49 185H50V183H49ZM101 185H103V184L101 183ZM210 185L212 186V182L210 183ZM54 186L57 187L56 185H54ZM106 186H104V187H106ZM4 187H5V185H4ZM8 187H9V185H8ZM10 187H11V185H10ZM21 187H23V186H21ZM84 187H85V185H84ZM199 187H201V186H199ZM5 188H7V187H5ZM41 189H39V191ZM4 190H3V186L2 187L0 186V192H3ZM22 190H24V188ZM43 190H44V187H43L42 191ZM13 191H14V189H13ZM37 191H38V189H37ZM46 191H47V189H46ZM99 193L101 194L102 192H99ZM161 193L163 194V196H166V199L171 198V199L178 201V204L176 202L177 205L174 203L176 208L173 205H171L172 204L171 202H170L171 204L169 206H166V208H159L158 206H157L158 208H156L154 201H157L161 198V195H162ZM91 194L93 195V193H91ZM96 196H97V194H96ZM100 196H102V195H100ZM92 197H94V195ZM102 198H104V197H102ZM84 199H87V198H84ZM164 199H165V197H164ZM215 200L216 201L218 200L220 205H221V209L219 208V210H221L220 214L218 213V210H216L217 213L219 214L218 215L216 213L218 215V216L216 215L217 216L216 221L211 220L212 219L211 215H209L210 217L209 216L207 217V215L209 213L208 211L214 207L213 205H214ZM199 201H202L201 203H203V205L200 208L198 206ZM218 201H217V204H219ZM166 204H167V202H166ZM90 205H91V203H90ZM183 205H185V206H183ZM171 206H173V208H175L174 212H173V210H172V212L170 211ZM39 208H41V207H39ZM87 208H88V206H87ZM89 208H91V207H89ZM93 208H94V206H93ZM49 210L51 211V208ZM196 211H197L198 215L194 214V212H196ZM91 212H92V210H91ZM83 216H84V214H83ZM88 216H89V214H88ZM196 218H200V220L202 219L203 221H205V228L204 229L202 228V230L200 229L201 231L199 233L197 232L198 230L196 231V228H195L196 222H197ZM208 218H210V219H208ZM95 219H99V218L95 217ZM99 221H97V222H99ZM185 221H187V223L190 224L189 226L187 225V229H188V227H190V228L185 233H181V235H185L184 236L185 238H183V239H185L184 243L186 244V246H185L186 251L183 252V251H178V247H176L177 243L175 241L176 237H173V236L170 237L168 232L171 231L173 228H177V227L179 228L180 226L182 229L183 227L186 226ZM105 223L106 222H104V224ZM176 223L178 224V226L176 225ZM163 224H167L166 230H164ZM175 225L177 227H175ZM199 226H198V228H199ZM100 234H102V233H100ZM103 237H102V239H104ZM85 240H87V239H85ZM89 241L87 240V242H89ZM83 242H85V241H83ZM219 244H221L223 246L222 248H224L221 251L222 255L219 254L220 251L219 252L216 251V250H218L216 247ZM181 245H182V243H181ZM212 245H216V246L213 247ZM98 246L100 248L99 244H98ZM104 246L105 245H103V247ZM86 248H88V247H86ZM99 248H98V250L96 248H94V249L99 251L100 250ZM101 249H103V248L101 247ZM172 249L176 250L173 257H171V255H169V253H170L169 251ZM84 251H85V249H84ZM137 251L138 252H147V253L151 254L152 257L150 259H141V260L139 259V261H138V259H136V257L133 256L134 253L136 255ZM86 252H87V250H86ZM213 252H214V255H212ZM92 253H90V255ZM94 253H96V252H94ZM97 254H98V252H97ZM240 254L246 260H243L242 262H240L241 259L238 257V255H240ZM178 255H180L182 257L176 258V256H178ZM215 256H217L216 257L217 259L212 260V258H214ZM93 257H94V255L92 256V258Z\"/></svg>",
    "mask_w": 264,
    "mask_h": 264
}]
</instances>
